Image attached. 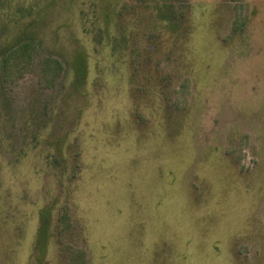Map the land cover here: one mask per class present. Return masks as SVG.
Instances as JSON below:
<instances>
[{
  "label": "rangeland",
  "instance_id": "obj_1",
  "mask_svg": "<svg viewBox=\"0 0 264 264\" xmlns=\"http://www.w3.org/2000/svg\"><path fill=\"white\" fill-rule=\"evenodd\" d=\"M0 264H264V0H0Z\"/></svg>",
  "mask_w": 264,
  "mask_h": 264
},
{
  "label": "trees",
  "instance_id": "obj_2",
  "mask_svg": "<svg viewBox=\"0 0 264 264\" xmlns=\"http://www.w3.org/2000/svg\"><path fill=\"white\" fill-rule=\"evenodd\" d=\"M19 44V41L17 42V45ZM38 242L41 244V243H43V240H41V239H38Z\"/></svg>",
  "mask_w": 264,
  "mask_h": 264
}]
</instances>
